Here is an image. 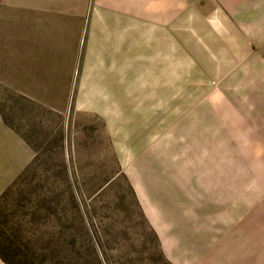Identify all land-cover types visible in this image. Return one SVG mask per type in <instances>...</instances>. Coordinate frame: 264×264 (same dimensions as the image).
I'll list each match as a JSON object with an SVG mask.
<instances>
[{"label": "rangeland", "instance_id": "obj_1", "mask_svg": "<svg viewBox=\"0 0 264 264\" xmlns=\"http://www.w3.org/2000/svg\"><path fill=\"white\" fill-rule=\"evenodd\" d=\"M64 5L42 2L46 50L16 65L55 97L5 87L0 16V264H195L250 229L263 250L264 52L174 18L171 43L142 34L119 91L80 97L84 33L50 12Z\"/></svg>", "mask_w": 264, "mask_h": 264}, {"label": "crops", "instance_id": "obj_2", "mask_svg": "<svg viewBox=\"0 0 264 264\" xmlns=\"http://www.w3.org/2000/svg\"><path fill=\"white\" fill-rule=\"evenodd\" d=\"M4 1L6 8H0V16L7 18L6 25L9 27L4 41L5 87L24 97H55L56 91L49 95L41 94L42 91H46L47 85L45 84L38 85L37 83L33 90L31 87H27L24 83V71L17 67L21 60L24 65L29 57L32 58L36 54L38 58L37 52L46 50V47L44 48V45L39 42V33L44 28L43 17L46 13L49 14L48 11H42L44 0L42 2L41 0ZM59 1L69 2V6L65 7L64 5V8L58 6L50 11L51 16L74 19L58 21L59 30L64 25L68 29V25L71 24L80 34L84 33L83 62L86 68L78 82L77 95L80 97L99 96L98 92L102 90V84H105L104 88L107 90H114L112 82L115 81L117 82L116 91H119V77L117 76L120 75L122 82L126 62L130 63L133 55L137 60L140 59L142 34L169 35L168 40L171 43L174 18H180L181 31L183 32L188 31L190 19L195 17L202 28L198 32L211 35L219 34L222 35L223 41L241 42L246 45L243 46L245 48H248V44H250L251 49H259L264 52V0ZM10 17L16 21H10ZM77 19L83 20L77 22ZM8 24H12L14 28ZM52 28L54 31L55 27ZM48 44L53 45L54 43ZM48 44L46 43L45 46ZM60 47L63 49L62 46ZM229 48L237 47L231 45ZM40 52L39 54H43ZM126 55H128V59H126ZM68 64L69 59L66 57L63 65L67 66ZM63 70L62 76L57 79L59 82L55 81L52 84V88H55L58 83L61 84L60 78H62L64 90L57 94L60 97H64L72 86L69 71L65 68ZM114 75L118 79L115 80ZM103 95L100 94V96ZM113 95V93L106 94L109 97ZM252 235L250 229L248 232H242L239 237L230 235L226 239L218 241L213 246L212 253L197 258L195 264H264V249L253 251ZM260 240L264 247V238L260 237Z\"/></svg>", "mask_w": 264, "mask_h": 264}]
</instances>
